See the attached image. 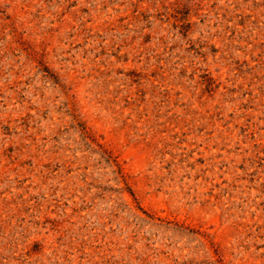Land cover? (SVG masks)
<instances>
[{"label":"rangeland","instance_id":"374dc122","mask_svg":"<svg viewBox=\"0 0 264 264\" xmlns=\"http://www.w3.org/2000/svg\"><path fill=\"white\" fill-rule=\"evenodd\" d=\"M0 264H264V0H0Z\"/></svg>","mask_w":264,"mask_h":264}]
</instances>
